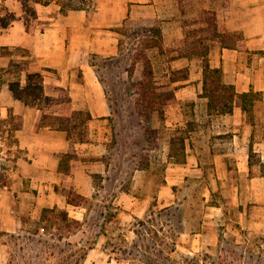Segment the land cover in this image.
Instances as JSON below:
<instances>
[{"label": "rangeland", "instance_id": "rangeland-1", "mask_svg": "<svg viewBox=\"0 0 264 264\" xmlns=\"http://www.w3.org/2000/svg\"><path fill=\"white\" fill-rule=\"evenodd\" d=\"M0 14L8 17V8L0 6ZM136 22L123 27L119 55L92 56L112 108L106 140L110 172L105 181L96 177L97 195L78 212L57 207L68 210L70 218L81 216L83 224L73 234L63 230L59 240V217L43 218L32 209V193L26 205L16 203L17 219L12 214L0 219V264H264L263 212L235 189V182L242 188L248 180L230 174L237 170L236 155L250 152L253 125L245 113L252 137L244 146L240 142L237 151L233 134L219 133L227 119L211 113L207 97L187 99L181 116L171 107L177 99L166 106L163 117L158 112L141 115L137 83L143 62L137 49L145 46L143 31L158 23ZM165 46L162 51L146 49L155 79L161 81L173 73L168 67L175 57L172 47ZM8 77L19 79L13 73ZM254 111L257 155L252 162L255 174L264 175V145L259 144L264 143V104L257 102ZM8 128L0 119V193L14 185L21 155L15 132ZM172 139L179 155L168 157ZM182 140L185 153L179 148ZM187 154L198 156L192 169L172 171L175 176L168 181L169 167L187 165ZM221 154L225 165L217 159ZM132 195L138 197L134 204ZM46 223L53 227L41 229Z\"/></svg>", "mask_w": 264, "mask_h": 264}, {"label": "crops", "instance_id": "crops-1", "mask_svg": "<svg viewBox=\"0 0 264 264\" xmlns=\"http://www.w3.org/2000/svg\"><path fill=\"white\" fill-rule=\"evenodd\" d=\"M3 5L17 19L7 27L0 24V67L4 68L0 119L9 125V132L19 123V128L13 132L18 139L15 147L21 155L13 173L14 185L0 193L1 221L6 214L16 218L19 213L16 203L26 205L32 193L35 202L32 209L37 213L46 207L59 206L78 212L76 209L85 205L69 203L66 190H74L91 199L97 195L96 177L103 176V180H107L110 169L106 162L109 151L106 140L112 108L92 56L119 55L122 27L132 20L138 21L137 25L156 21L162 28L165 49L172 47L175 53L168 68L171 72L187 71V77L174 82L177 104L171 107L174 106V115L181 116L182 104L187 99L205 97L204 57L182 51L189 48L186 39L194 29L207 27V12L215 14L213 33L204 38L203 45L208 47L211 66L222 68L224 81L233 84L238 93L233 112L217 114L227 119L219 133L231 132L237 151L240 142L243 146L246 141L250 142L253 127L246 121L240 94L254 88L262 91L264 96V0H93L87 9H71L66 13L57 1L50 4L35 2L32 5L37 18L30 30L21 0H0V6ZM237 33L243 35L242 43L237 42V47L230 45L234 43L230 38L223 42L225 34ZM30 72L44 74L47 94L57 97L59 94L54 88L64 87L69 91L74 109L92 114L86 141L73 144L66 130L45 121L44 109L15 96L11 89L14 80L8 76L17 74L25 86ZM71 150L74 156L67 160L66 155ZM225 157L221 154L217 159L223 160L225 165ZM236 157L237 170L230 174L241 175L248 181L242 188L235 182V189L237 193L245 194L247 203H255L264 216V175H250V152ZM194 159L198 156L187 154V165L169 167L168 181L175 176L172 171L192 169ZM166 187L164 185L162 190ZM132 196L131 203L134 204L138 197Z\"/></svg>", "mask_w": 264, "mask_h": 264}, {"label": "trees", "instance_id": "trees-1", "mask_svg": "<svg viewBox=\"0 0 264 264\" xmlns=\"http://www.w3.org/2000/svg\"><path fill=\"white\" fill-rule=\"evenodd\" d=\"M26 10V22L27 27L30 30L32 28V21L37 18V12L31 7L32 3L39 2L42 4H50L53 1H57L61 5L63 12H68L71 9H87L93 3V0H21ZM206 20L208 25L205 28L199 30H193L186 39L189 48L183 53H198L203 58V73H204V90L203 96L208 98L209 110L211 113L226 114L232 113L234 110V102L238 95L236 88L233 84L226 83L223 79L222 68H213L208 58V47L203 45L204 38H209L213 33V28L216 25V16L213 12H207ZM17 16L9 12L8 17H0V24L2 27L9 26ZM123 28V27H122ZM120 28V29H122ZM149 32V35H148ZM145 46L143 49L138 50L139 60L143 62L142 74L138 80V94H139V113L153 114L158 112L162 117L164 116L166 106L174 103L176 97V86L174 82L178 79L188 76L186 70H174L171 76L161 81L155 79L153 64L146 53V49L159 47L162 51L163 33L160 25H154L151 28H147L143 31ZM241 33L237 34H225L223 36V42H226L228 38L233 39L234 43L230 44L232 47H237V39H242ZM247 49V48H246ZM93 63V62H92ZM20 65V64H17ZM93 65H95L93 63ZM18 67V66H17ZM0 71H4V68L0 67ZM98 71V68H97ZM102 81V80H101ZM4 82L3 75L0 74V89ZM11 89L15 96L25 103L38 106L45 110V121L49 124L57 126L59 129L66 130L69 134V138L72 143L78 141H86L88 139V122L92 118V114L86 110H77L73 108L72 99L69 91L64 87H56L55 91L58 92V96H51L47 94L45 86V78L42 72H30L27 77V84L22 85L20 79L11 82ZM242 101L243 111L247 115L248 122L253 125V139L250 148V175L254 176V167L252 158L257 155L254 150L255 133L257 132L258 116L254 111L257 102L264 104L263 92L252 88L248 92L240 94ZM19 128V123L14 124L11 131ZM12 134V133H11ZM15 143L18 142L16 136H14ZM175 143L172 139L171 149L169 156H178L179 153L175 149ZM180 149L185 153L186 143L185 140L180 142ZM74 156V152L71 150L66 157L70 160ZM180 162H185V159ZM90 198H87L81 194H78L74 190H70L68 193V202L74 205H84ZM43 218H50V214L59 217V240H63V230H67L69 233H75L77 229L83 224L82 220L76 218H70L68 210L58 211L57 207H46L40 212ZM53 226L43 224L41 229L50 230ZM71 243V242H70Z\"/></svg>", "mask_w": 264, "mask_h": 264}]
</instances>
